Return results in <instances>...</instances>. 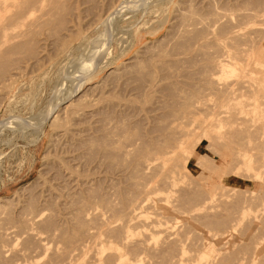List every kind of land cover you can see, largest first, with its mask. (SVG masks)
<instances>
[{
	"label": "rangeland",
	"instance_id": "1",
	"mask_svg": "<svg viewBox=\"0 0 264 264\" xmlns=\"http://www.w3.org/2000/svg\"><path fill=\"white\" fill-rule=\"evenodd\" d=\"M123 1L40 0L8 30L14 41L0 48V264H95L81 248L98 240L118 243L126 257L119 264H264V0L137 1L107 24ZM195 12L200 23L191 28ZM236 49L233 72L207 67ZM90 56L105 61L71 96L78 112L59 139L63 127L52 120L63 117L78 65ZM37 118L38 140L31 125H14ZM177 142L174 162L151 165ZM161 169L171 180L164 201L139 204L148 183L164 186ZM153 210L164 227L148 238L142 223ZM131 218L140 226L128 246L121 237ZM102 251L98 264H112Z\"/></svg>",
	"mask_w": 264,
	"mask_h": 264
},
{
	"label": "bare ground",
	"instance_id": "2",
	"mask_svg": "<svg viewBox=\"0 0 264 264\" xmlns=\"http://www.w3.org/2000/svg\"><path fill=\"white\" fill-rule=\"evenodd\" d=\"M40 2V0H25V2L24 1H22L23 3H24V7L21 5L22 4V2H20V1H17V0H0V48L2 47V46H5V48H7L6 46H8V42H9V44H10V42H13L14 40H12L11 39V33H9L8 32V30H10L11 31V29H13V27L14 28H16L15 26H21V24L24 22V20L27 18V15L30 13V10H34V8L36 7V3L35 2ZM137 1H139L140 2V5L139 6H141V7H143V4L145 3V1L146 0H124L123 1V3H125L124 5L122 4V6H120L119 7V9H114L115 11L114 12H112L113 14L111 15V16H108V18H107V20H108V22H107V24H109V22H111V20H112V18L114 17V15L116 14V13H119V12H121V10L120 9H122V8H124V7H126V8H131V7H133V4H136V2ZM191 1V0H190ZM28 2L29 3H31L30 5L28 4ZM38 2V3H39ZM18 3H20V5L18 4ZM33 3H35V4H33ZM119 3V2H118ZM188 3H190V2H188ZM33 4V5H32ZM32 5V6H31ZM35 5V6H34ZM190 5V4H189ZM19 6H21L20 8H19ZM111 6V5H110ZM191 6V5H190ZM109 6H107V8H108ZM33 8V9H32ZM110 9H111V7H110ZM186 9H188V8H186ZM193 9V8H192ZM192 9H191V11H192ZM106 10V9H105ZM189 10V9H188ZM187 10V11H188ZM9 12L8 13V15L6 16L5 14H6V12ZM182 11V10H181ZM180 11V12H181ZM183 11H184V9H183ZM32 12V11H31ZM185 12H186V10H185ZM104 13H106V12H104ZM192 13H194V9H193V11H192ZM109 14V13H108ZM111 14V13H110ZM185 14H187V12L186 13H184V15ZM190 15H189V17H192L193 16V18H192V20H190L189 21V23H186L187 21H186V18L188 17V16H183L184 17V19H185V21L186 22H184L183 21V24H191V21H192V24L194 23V21H195V19H194V17L196 18V16H198L199 17V15H197V12H195V16H194V14H191V13H189ZM104 15H106V14H104ZM103 15V16H104ZM118 16V15H117ZM178 16V15H177ZM105 17V16H104ZM181 17V16H180ZM182 17V18H183ZM197 17V18H198ZM106 18V17H105ZM182 18H181V20H182ZM197 18H196V20H197ZM43 18L41 17V20H42ZM183 19V20H184ZM187 19H191V18H187ZM28 20L30 21V19H27L26 21H25V24H28V23H26V22H28ZM44 20V19H43ZM180 20V19H179ZM178 20V21H179ZM180 20V21H181ZM198 20H200L199 18H198ZM197 21H195V23L193 24V25H191V28L192 27H195V25L197 24V23H200L199 21L196 23ZM40 23V22H39ZM104 23V22H103ZM24 24V25H25ZM31 23L29 22V25H30ZM177 24V23H176ZM23 25V26H24ZM32 25V24H31ZM181 26H182V24H181ZM184 26V25H183ZM187 27H188V25H187ZM185 28H186V25H185V27H184V29L183 30H185ZM191 28L189 29V30H191ZM206 29V28H205ZM111 30V29H110ZM189 30L186 32V33H188L189 32ZM197 30V29H196ZM20 31H21V29H20ZM186 31V30H185ZM209 31V30H208ZM22 33H20V34H18V31H17V34L18 35H20V36H17V37H22L21 35L24 33L23 32V30L21 31ZM191 32V31H190ZM195 32V31H194ZM181 33H182V31H181ZM185 33V32H184ZM193 33V32H192ZM14 34H16V32H14ZM14 34H12V37L14 36ZM16 34V35H17ZM212 34V33H211ZM8 35V36H7ZM15 35V36H16ZM183 35V34H182ZM193 35V34H192ZM191 35V36H192ZM208 35V34H207ZM210 35V34H209ZM221 35V34H220ZM219 35V36H220ZM180 37H181V35H179ZM184 36H186V35H184ZM183 36V37H184ZM189 36V35H188ZM202 36V35H201ZM214 36V35H213ZM10 37V38H9ZM203 37V36H202ZM215 37V36H214ZM11 39L10 41H9V39ZM13 38H15L16 39V37H13ZM19 38H17V39H19ZM107 38V37H106ZM120 38V37H119ZM16 39V40H17ZM180 39V38H179ZM181 39H184V38H181ZM180 39V40H181ZM186 39V38H185ZM188 39V38H187ZM189 40V39H188ZM196 40V39H195ZM227 40H229V39H227ZM8 41V42H7ZM21 41V40H20ZM214 41V40H213ZM226 41V40H225ZM127 42H129L128 44L130 45L131 44V41H127ZM217 42V41H216ZM101 43H102V41H101ZM119 43V42H118ZM122 43V42H121ZM120 43V44H121ZM199 43H200V41H199ZM198 43V44H199ZM6 44V45H5ZM177 44H178V42H177ZM176 44V45H177ZM190 44V43H189ZM201 44V43H200ZM200 44H199V46H200ZM215 45V44H214ZM232 45V44H231ZM10 46V45H9ZM96 46H98V45H96ZM100 46V45H99ZM187 46H188V44H187ZM203 46V45H202ZM201 46V47H202ZM220 46V45H219ZM228 46V45H227ZM173 47H174V44H173ZM172 47V48H173ZM180 47H181V45H180ZM217 47V46H216ZM229 47H230V45H229ZM232 47V46H231ZM198 48V47H197ZM224 48V47H223ZM227 48V47H226ZM236 48V47H235ZM244 48V47H243ZM3 50H4V48H2ZM171 49V48H170ZM185 49V48H184ZM196 49V48H195ZM246 49V48H245ZM2 50V51H3ZM180 50V49H179ZM178 50V51H179ZM198 50V49H197ZM222 50V49H221ZM230 50V49H229ZM249 50V49H248ZM1 51V50H0ZM1 51V52H2ZM232 51V50H231ZM231 51H229V53L228 52H226V50H225V54H224V56H222L223 58H218V59H214L213 57H211V58H213V61H215V62H213V64L212 63H210L208 60H207V62H209L208 63V65H207V67L211 64L212 66H214V68H216V69H220L224 74L225 73H231V72H233V70H234V68L233 67H231V65L232 66H235V61H237L238 59H237V57H238V54L239 53H237V57L235 56L236 54H235V52H238L237 51V49L233 52L234 54H232L231 55ZM245 51V50H244ZM247 51V50H246ZM89 52V54L92 56V54H95L96 53V51H95V48L93 49V50H91V51H88ZM173 52V51H172ZM177 52V51H176ZM5 53V52H4ZM161 53V52H160ZM162 54V53H161ZM167 54H169V53H167ZM171 54V53H170ZM177 54V53H176ZM179 54V53H178ZM177 54V55H178ZM245 54H247V55H249V53H246L245 52ZM192 55V54H191ZM222 55V54H221ZM253 55V54H252ZM262 55V54H261ZM0 56H1V53H0ZM89 57L88 59H85V62L84 63H81V64H79L78 65V76L76 77V81H77V86L75 87V89L74 90H70V92H69V94L66 96V98H67V100H66V104L64 105V107H63V117H61V119L60 118H58V113L57 114H55V116H54V118H53V120L52 121H54V122H56V121H59L60 120V124H61V126L63 127V130H59V131H61L60 133H59V135H57L58 137L60 136V138L59 139H61V138H63V136L65 137V135H68V132H69V119H70V117L71 116H73V115H75L77 112H78V110H72V107H73V105H74V103H73V101L72 100H70V98H71V96L76 92V90L78 89V88H81L84 84H86L87 82H88V80H89V71L90 70H92L93 68H95V67H99V64L100 63H102V62H104V61H101V60H96V59H94V58H92V57ZM233 56V57H232ZM234 56H235V58L236 59H234ZM210 57V56H209ZM208 57V58H209ZM221 57V56H220ZM239 57H240V55H239ZM262 57V56H261ZM260 57V58H261ZM153 58V57H152ZM177 58V57H176ZM249 58H250V56H249ZM156 59V58H155ZM233 59L235 60V61H233ZM242 59V58H241ZM244 59H246L245 57H244ZM151 60V59H150ZM159 60V59H158ZM164 60V59H163ZM162 60V61H163ZM175 60V59H174ZM212 61V60H211ZM233 61V62H232ZM239 62H240V60H238ZM183 62V61H182ZM244 63L245 62H248V59H247V61H243ZM242 63V62H241ZM240 63V64H241ZM154 64V63H153ZM210 65V66H211ZM247 65V64H246ZM242 66V65H241ZM252 67V66H251ZM213 68V69H214ZM236 69H237V71H238V67H235ZM244 68V67H243ZM242 69V68H241ZM247 69V68H246ZM215 70V69H214ZM253 70V69H252ZM215 71H218V70H215ZM247 71V70H246ZM249 71H251V69H249ZM239 72H241V70L239 71ZM238 72V73H239ZM245 72V71H244ZM258 72V71H257ZM238 73H235V74H237L238 75ZM253 73H254V71H253ZM245 74V73H244ZM255 74V73H254ZM237 75H234L233 77L235 78H237ZM246 75V74H245ZM239 76V75H238ZM241 76V75H240ZM244 76V75H243ZM252 76V75H251ZM256 77V76H255ZM233 78V79H234ZM236 78H235V80H236ZM233 79H231L232 81H234ZM241 79H242V77H241ZM246 79V78H245ZM251 79H252V77H251ZM240 80V79H239ZM256 80V79H255ZM226 81V80H225ZM228 81V80H227ZM230 81V80H229ZM243 82V80H240V81H238V84L239 85H243L242 84V82ZM222 82H223V80H222ZM234 82H236V81H234ZM241 82V83H240ZM245 82V81H244ZM243 82V83H244ZM263 82V81H262ZM231 83V81L229 82V85H231L230 84ZM233 83V82H232ZM247 83H248V81H247ZM246 83V84H247ZM228 84V83H227ZM234 84V83H233ZM250 84V83H249ZM248 84V85H249ZM252 84V83H251ZM262 84V83H261ZM234 85H236V83L234 84ZM247 85V87H249ZM223 87H228L226 84H223L222 85ZM231 86H233V85H231ZM244 86V85H243ZM251 86V85H250ZM254 86V84L251 86V87H253ZM257 87H259V86H257ZM256 87V88H257ZM226 88H224V89H226ZM250 88V87H249ZM248 88V89H249ZM254 88H255V86H254ZM253 88V89H254ZM228 89H229V87H228ZM230 89H232L233 90V88H230ZM230 89L228 90V91H230ZM262 89V88H261ZM79 91V90H78ZM228 91H227V93H228ZM236 91V90H235ZM234 91H232V93H233ZM262 92V91H261ZM230 93V92H229ZM76 94V93H75ZM231 94V93H230ZM264 95V94H263ZM64 99V98H63ZM60 102V101H59ZM245 103V102H244ZM242 109V108H241ZM62 110V109H61ZM236 110V109H235ZM238 110H240V108L238 109ZM237 110V111H238ZM243 111V110H242ZM53 112V109H51V110H49L48 112H46V114L48 115V114H51ZM239 113V112H238ZM236 114H237V112H236ZM238 115V114H237ZM242 115V114H241ZM205 118H207V116L205 117ZM205 118H204V120H205ZM260 118V117H259ZM208 119V118H207ZM206 119V120H207ZM214 119H217V118H214ZM213 119V120H214ZM262 119V118H261ZM40 120H41V118H37V119H33V120H30V121H28V122H22V123H20L19 122V124H14L15 126H17V127H19V128H26L28 125H31L33 128V130H34V132H35V134H36V140H38V139H40L41 138V136L43 135V131H42V127H43V124H42V122H40ZM203 120V119H202ZM201 120V121H202ZM210 120H212V117L210 118ZM209 120V121H210ZM218 120V119H217ZM217 120H214L215 122L217 121ZM254 120V119H253ZM259 120V119H258ZM198 121V120H197ZM201 121H199V122H201ZM214 121H210V125L212 124V122H214ZM204 122L205 121H203V124H204ZM264 122V121H263ZM206 124V123H205ZM214 124V123H213ZM213 124H212V126H213ZM216 124H218V122H216L215 124H214V126L216 127ZM197 126H201L202 125V122H201V124L199 123V125H198V123L196 124ZM209 125V126H210ZM204 126V125H203ZM208 124H206V126H204V127H206L205 128V130L206 129H210V128H214V127H212V126H208ZM220 126V125H219ZM218 126V127H219ZM29 127V126H28ZM202 127V126H201ZM200 127V128H201ZM196 128H199V127H196ZM203 128V127H202ZM208 129V130H209ZM228 129V128H227ZM211 130V129H210ZM213 130V129H212ZM20 131H22V130H20ZM194 131V130H193ZM195 131H198V130H195ZM220 132V131H219ZM212 133H213V131H212ZM58 134V133H57ZM196 134V133H195ZM194 135V134H193ZM222 136V135H221ZM220 137V136H219ZM56 138V137H55ZM221 138V137H220ZM56 139H58V138H56ZM185 139V138H184ZM191 139H193V138H191ZM190 139V140H191ZM224 139V138H223ZM226 139V138H225ZM185 140H187V139H185ZM56 141V140H55ZM58 141V140H57ZM56 141V142H57ZM191 142V141H190ZM179 142H177V144H175L173 147H172V149L167 153V154H165V155H160V156H155V157H152V158H149V161H154V164H151V165H157V167L156 168H164V166L166 165L165 163H168L167 164V166L170 164V162L172 163V161L174 162V157H176V155L178 154V152L176 151L177 149L179 150V147H182L183 146V144H181L182 146H180V144H178ZM180 143H182V142H180ZM52 145H54V144H52ZM209 145V144H208ZM207 148V147H206ZM208 149V148H207ZM180 150H181V148H180ZM192 151V150H191ZM177 152V154L175 155V153ZM187 152V151H186ZM185 152V153H186ZM242 153V152H241ZM58 155V154H57ZM173 155H175V156H173ZM179 155H181L182 156V153H180ZM192 155V154H191ZM262 155V154H261ZM185 156H187V155H185ZM184 156V157H185ZM200 156V155H199ZM198 156V157H199ZM245 156V155H244ZM172 157H173V160H172ZM188 157V156H187ZM235 157L237 158V156H236V154H235ZM239 157V156H238ZM186 158V157H185ZM197 158V157H196ZM202 157L200 156L199 157V160L201 159ZM198 159V158H197ZM238 159V158H237ZM172 160V161H171ZM176 160V159H175ZM198 160V161H199ZM63 161H65V159L63 160ZM63 161H61L62 162V164H63ZM167 161H170V162H167ZM240 161V160H239ZM60 162V161H59ZM150 163V162H149ZM148 162H147V164H149ZM198 163V162H197ZM65 164H67V163H65ZM145 164V163H144ZM146 164V165H147ZM150 165V166H151ZM155 165V166H156ZM173 165V164H172ZM177 165V164H176ZM196 165H198V164H196ZM262 165V164H261ZM260 165V166H261ZM149 166V165H148ZM179 166V165H178ZM176 167V166H175ZM65 168H67V167H65ZM69 169V168H68ZM252 169V168H251ZM59 170V169H58ZM62 170V169H61ZM165 170V169H164ZM177 170V169H176ZM158 171H160V170H158ZM178 171V170H177ZM70 172L73 174V171H71L70 170ZM63 173V172H62ZM67 173V172H66ZM71 173H70V175H71ZM161 173H163L162 175H161ZM161 173L159 174V179H161V180H166L164 183V186L163 187H159V186H157V184L159 183V181L160 180H158V183H157V181H156V185L155 184H151V182L150 183H148V185L146 186V184H145V186L143 185V188L145 187V190H143L144 191V195H143V197L141 198V201L139 202V204H142V203H146V204H148V203H151V205L152 206H156L157 204H159V202L160 201H164V195H165V193H167V191H168V189L170 188V181L171 180H169V178H170V176H168V174H167V172L165 173L164 171H163V169H161ZM165 173V174H164ZM233 173V172H232ZM235 173H238V172H235ZM242 173V172H241ZM249 173V172H248ZM180 174H181V172H180ZM66 175V174H65ZM181 175H183V174H181ZM240 175V174H239ZM244 175H248V174H244ZM67 176L69 177V174H67ZM66 176V177H67ZM163 176V178H161ZM172 176V175H171ZM246 176H243V177H245L246 178ZM249 176V175H248ZM252 176V175H251ZM67 177V178H68ZM241 177V176H240ZM183 179V178H182ZM185 181V180H184ZM192 181V180H191ZM153 182H155V181H153ZM152 182V183H153ZM163 182V181H162ZM175 184H176V186H177V183L176 182H174ZM172 184V183H171ZM175 186V187H176ZM186 186V185H185ZM56 187V186H55ZM61 187V186H60ZM65 187V186H64ZM173 187V186H172ZM173 188L174 189V191H175V189H177V187L176 188ZM184 187V186H183ZM182 187V188H183ZM58 188V187H57ZM181 188V187H180ZM222 188V187H221ZM220 188V189H221ZM232 188H234V187H232ZM171 189V188H170ZM169 189V190H170ZM229 189H230V187H229ZM229 189H227V192H228V190ZM236 189V188H235ZM177 190H180L179 188L177 189ZM233 190V189H232ZM238 190V189H237ZM222 191V190H221ZM246 191H248V190H246ZM171 192V191H170ZM235 192V191H234ZM238 192V191H237ZM250 192V191H249ZM172 193V192H171ZM170 193V194H171ZM222 193V192H221ZM220 193V194H221ZM226 193V192H225ZM224 193V194H225ZM233 193V192H232ZM231 193V194H232ZM236 193V192H235ZM235 193H233V194H235ZM168 195L167 197H169V196H171V195ZM218 195H219V193H217ZM216 193H215V195H217ZM223 194V195H224ZM231 194H229V196L231 195ZM251 194V193H250ZM227 195V194H226ZM59 196V195H58ZM60 196H62V195H60ZM173 196V195H172ZM210 196V195H209ZM232 196V195H231ZM234 196V195H233ZM166 197V198H167ZM183 197V196H182ZM191 197H192V195H191ZM211 197V198H210ZM209 197V199H212V195ZM216 197H218V196H216ZM225 197H227V196H225ZM176 198H177V196H176ZM195 197H193L192 199H194ZM170 200H168V201H171L172 199V201H176V200H174L175 199V197L174 198H172L171 199V197L169 198ZM181 198L179 197V199H178V202H180L179 200H180ZM183 200H185L184 198H182ZM181 199V200H182ZM207 199V198H206ZM214 199V198H213ZM221 199H223V198H221ZM59 200V199H58ZM227 200V199H226ZM226 200H224V201H226ZM167 201V202H168ZM171 201V202H172ZM171 202H169L170 204H172V205H170V206H173V203H171ZM218 203H219V201H218ZM212 204V203H211ZM151 205H148V206H150L151 207ZM161 205V204H160ZM162 205H163V203H162ZM162 205H161V207H162ZM217 205V204H216ZM138 206V205H137ZM147 206V207H148ZM169 206V207H170ZM196 206V205H195ZM167 207V206H166ZM197 207H198V205H197ZM159 208V207H158ZM158 208H157V210H158ZM207 208V207H206ZM80 209V208H79ZM151 209H153L152 207H151ZM172 210L174 209L173 207L171 208ZM200 210H201V207L199 208ZM203 209V208H202ZM249 209V208H248ZM156 210V209H155ZM155 210H153L152 211V213L151 214H153V217H154V215H155V217L153 218L151 215H150V212H148V213H146L145 215H146V218L145 219H147L148 218V220L146 221L145 219V221L143 222L142 220H141V218H140V220H141V222H143L142 223V227H145L146 228V230H147V235H146V233H145V235L148 237V235H155L156 234V232H159V230H162V227H164L163 225H162V222H161V219L160 218H162V217H159V218H157L156 219V214H157V212H155ZM168 210H170V208H168ZM172 210H170V211H172ZM197 210V209H196ZM78 211V210H77ZM80 211V210H79ZM78 211V212H79ZM82 211V210H81ZM175 210H173V212H174ZM252 211V210H251ZM77 212V213H78ZM160 212V211H159ZM167 212V211H166ZM198 212V211H197ZM76 213V214H77ZM155 213V214H154ZM196 213V212H195ZM166 214H168V213H165V216H166ZM28 215V214H27ZM27 215H26V220H28L27 219ZM31 215H33V214H31ZM35 215V214H34ZM170 216H171V214H169ZM160 216V215H159ZM162 216H164V215H162ZM250 216H251V214H250ZM258 216V215H257ZM30 217V216H29ZM33 217V216H32ZM32 217H30L31 219H32ZM135 217V216H134ZM246 217V216H245ZM244 217V218H245ZM256 217V216H255ZM29 218V219H30ZM42 218V217H41ZM165 218H167V217H165ZM252 219V216L251 217H249V219ZM30 219V221H32ZM132 219L133 218H131V219H129L128 220V229L124 232V234L122 235V237H121V239L125 242V243H127L126 245H128V246H130L129 244H131V242H132V239H130V234H131V232L132 231H134L135 229H136V226L138 225V226H140L138 223H139V221H138V223H137V220L135 221L136 223H137V225L136 224H134L135 222H133L132 221ZM135 219V218H134ZM153 219V220H152ZM160 221H159V220ZM168 219V218H167ZM250 219V220H251ZM38 220V219H37ZM43 220V219H42ZM115 221V220H114ZM26 222V221H25ZM43 222H44V220H43ZM23 223H24V221H23ZM27 223V222H26ZM35 223H37V221L35 222ZM34 223V224H35ZM41 222H39L38 224H40ZM45 223V222H44ZM112 223V222H111ZM38 224H36L37 226H38ZM110 223H106V225L108 226ZM43 225V224H42ZM111 225V224H110ZM136 225V226H135ZM235 225V224H234ZM35 226V225H34ZM36 226V227H37ZM44 226H45V224H44ZM104 226H105V224H104ZM137 226V227H138ZM31 227V226H30ZM28 229H30V228H28ZM33 229V228H32ZM34 229H35V227H34ZM42 229V228H41ZM45 229V228H44ZM27 230V229H26ZM224 230V229H223ZM13 231V230H12ZM11 231V232H12ZM34 231V230H33ZM35 231H37V230H35ZM225 231V230H224ZM227 231V230H226ZM8 232V231H7ZM141 232V231H140ZM13 233V232H12ZM35 234H36V232H34ZM42 233V232H41ZM88 233V232H87ZM90 233V232H89ZM6 234V233H5ZM33 234V233H32ZM91 234H93V232L91 233ZM94 235V234H93ZM132 235H133V233H132ZM141 236H143L144 235V233L142 232L141 234H140ZM144 235V236H145ZM220 235V234H219ZM39 236H40V234H39ZM89 236H91V235H89ZM146 236H145V240H143V241H146L147 242V240H146ZM209 236V235H208ZM216 236H218V235H216ZM92 238H93V236H91ZM153 237V236H152ZM151 237V238H152ZM163 237V236H162ZM90 238V237H89ZM88 238V239H89ZM133 238V237H132ZM142 238H144V237H141L140 238V240L142 239ZM149 238V237H148ZM40 239V238H39ZM69 240H70V238H68ZM120 239V240H121ZM42 240V239H41ZM67 240V239H66ZM122 240H121V242H122ZM174 240V239H173ZM99 241V240H98ZM97 241V243L94 241V244H92V242H91V244H90V246L89 245H83L82 246V248H81V252H82V254H91L92 255V260H90L89 262L90 263H93L94 261L93 260H95L96 261V263L95 264H98V263H100L99 261H101V256L103 257V249H104V247H105V249H107V252H108V254L107 255H111L112 257H113V260H114V262L112 263V264H119L120 262H122L124 259H126V257L124 256V254L123 253H121L120 252V250H119V248H118V243H115V244H112V243H109V241L107 242V243H105L104 245L102 244V241H99L98 242ZM143 241H139V240H135L134 239V241H133V244L134 245H136V248H137V246L139 245V247L141 246V248H142V246H143ZM164 241V240H163ZM169 241V240H168ZM208 240H206V242H207ZM214 241V240H213ZM124 242H122L124 245H125V243ZM143 242V243H142ZM204 242H205V240H204ZM204 242H203V244H204ZM257 242V241H256ZM259 242V241H258ZM85 243V242H84ZM88 243V242H87ZM121 243V244H122ZM149 243H151V242H149ZM149 243H148V245H149ZM164 243V242H163ZM208 244H209V242H207ZM117 244V245H116ZM120 244V243H119ZM211 244V243H210ZM209 244V245H210ZM256 244V243H255ZM258 244V243H257ZM82 245V244H81ZM81 245H80V247H81ZM99 245V247H97ZM123 245V246H124ZM125 245V246H126ZM132 245V244H131ZM145 246H146V244H144ZM147 245V246H148ZM151 245V244H150ZM149 245V246H150ZM122 246V245H121ZM144 246V247H145ZM146 246V247H147ZM156 246V245H155ZM41 247H43V248H45V244L43 245L42 244V246ZM79 247V248H80ZM134 247V246H133ZM138 247V248H139ZM145 247V248H146ZM150 247H154V246H150ZM43 248H41V249H43ZM123 248H125V247H123ZM126 248H127V246H126ZM256 248V247H255ZM255 248H254V250H255ZM179 251V250H178ZM106 252V253H107ZM224 252V251H223ZM94 258V259H93ZM182 258V257H181ZM180 258V259H181ZM128 259V258H127ZM79 260V259H78ZM130 260H132V259H130ZM134 260H137V259H135L134 258ZM75 261H77V259L75 260ZM93 261V262H92ZM184 261V260H183ZM83 262V261H82ZM174 262V261H173ZM177 262H178V258H177ZM176 261H175V264L177 263ZM180 262H181V260H180ZM69 263V262H68ZM73 263V262H72ZM79 263V262H78ZM85 263V262H84ZM2 264V263H1ZM4 264V263H3ZM8 264V263H7ZM69 264H71V263H69ZM75 264V263H74ZM89 264V263H88ZM173 264V263H172ZM190 264V263H189Z\"/></svg>",
	"mask_w": 264,
	"mask_h": 264
}]
</instances>
